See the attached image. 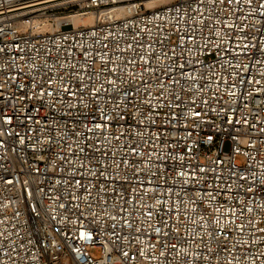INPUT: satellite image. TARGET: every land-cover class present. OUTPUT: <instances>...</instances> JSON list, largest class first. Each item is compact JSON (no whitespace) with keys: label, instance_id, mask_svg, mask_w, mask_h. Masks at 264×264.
<instances>
[{"label":"built area","instance_id":"obj_1","mask_svg":"<svg viewBox=\"0 0 264 264\" xmlns=\"http://www.w3.org/2000/svg\"><path fill=\"white\" fill-rule=\"evenodd\" d=\"M0 264H264V0H0Z\"/></svg>","mask_w":264,"mask_h":264},{"label":"rangeland","instance_id":"obj_2","mask_svg":"<svg viewBox=\"0 0 264 264\" xmlns=\"http://www.w3.org/2000/svg\"><path fill=\"white\" fill-rule=\"evenodd\" d=\"M134 1H139V2L143 3V5L145 7H147L148 6L147 2L149 0H134ZM134 1H132V2H134ZM169 1H171V0H160V1H156L155 4L159 7V6L166 4ZM77 8H78L77 5H73V4H65V5H62L60 7L53 8L50 11H48V13L43 16V19L39 20L37 23L40 24L41 30L52 31V29L61 25L63 20L66 19L68 15L77 14ZM80 16L85 17L87 15H85V16L79 15L77 17V20H80L82 18ZM64 17H66V18H64ZM36 21H37V18H36Z\"/></svg>","mask_w":264,"mask_h":264},{"label":"bare ground","instance_id":"obj_3","mask_svg":"<svg viewBox=\"0 0 264 264\" xmlns=\"http://www.w3.org/2000/svg\"><path fill=\"white\" fill-rule=\"evenodd\" d=\"M123 1H134V0H123ZM156 1H160V0H149L147 2L148 6L145 7V8L146 9H155V8H157L158 6L155 4ZM79 15L80 14H70V15L67 16V18L64 17L66 19L63 20V22L61 23V25H59V27H61V28L70 27L72 24H74L75 26L90 25L93 22L94 15L92 13L84 14V16L85 15H87V16H85V17L80 16L82 18L80 20H77V17ZM55 29L56 28H54L52 30H55Z\"/></svg>","mask_w":264,"mask_h":264}]
</instances>
